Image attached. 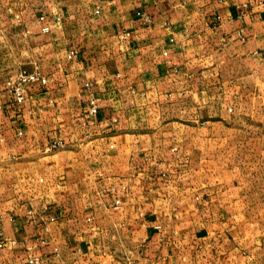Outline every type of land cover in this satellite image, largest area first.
<instances>
[{"label": "crops", "instance_id": "obj_1", "mask_svg": "<svg viewBox=\"0 0 264 264\" xmlns=\"http://www.w3.org/2000/svg\"><path fill=\"white\" fill-rule=\"evenodd\" d=\"M261 176L264 0H0V264H264Z\"/></svg>", "mask_w": 264, "mask_h": 264}, {"label": "built area", "instance_id": "obj_2", "mask_svg": "<svg viewBox=\"0 0 264 264\" xmlns=\"http://www.w3.org/2000/svg\"><path fill=\"white\" fill-rule=\"evenodd\" d=\"M218 19V16L216 17ZM47 28L45 27L44 30ZM128 36V32L124 31L122 33V37ZM33 82H39L44 84L46 82V78L39 74L36 71H28L27 69L20 67L16 70V72L11 75L9 78L5 81V88L13 97V99L16 102H22L25 96V92L27 90L28 85H30ZM91 85L90 82H85L84 86L86 88H89ZM89 104V113L95 114L97 113L98 106L94 99L90 98L88 101ZM231 111V107L228 109ZM64 143L61 140L52 141L50 144L47 145V149H57L61 146H63ZM120 201L118 199H115V205H119ZM30 262H33L35 264H38L40 262L39 257H33L30 259Z\"/></svg>", "mask_w": 264, "mask_h": 264}, {"label": "rangeland", "instance_id": "obj_3", "mask_svg": "<svg viewBox=\"0 0 264 264\" xmlns=\"http://www.w3.org/2000/svg\"><path fill=\"white\" fill-rule=\"evenodd\" d=\"M261 166H263V165L261 164ZM261 177L262 178L257 177V180H258V183H259V185H258L259 188L264 187L263 186L264 185V177L263 176H261ZM252 195L257 200H264V190H258L256 193H253Z\"/></svg>", "mask_w": 264, "mask_h": 264}]
</instances>
